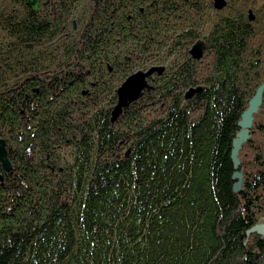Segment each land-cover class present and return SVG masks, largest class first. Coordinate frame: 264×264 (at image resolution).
Returning a JSON list of instances; mask_svg holds the SVG:
<instances>
[{
  "label": "trees",
  "instance_id": "1",
  "mask_svg": "<svg viewBox=\"0 0 264 264\" xmlns=\"http://www.w3.org/2000/svg\"><path fill=\"white\" fill-rule=\"evenodd\" d=\"M27 1L0 8V264H264L246 234L264 217V156L253 170L254 139L242 146L239 192L231 162L264 84L262 21L235 0L213 17V0H104L79 38L83 2ZM160 61L111 121L118 85ZM263 113L264 92L252 133Z\"/></svg>",
  "mask_w": 264,
  "mask_h": 264
},
{
  "label": "water",
  "instance_id": "2",
  "mask_svg": "<svg viewBox=\"0 0 264 264\" xmlns=\"http://www.w3.org/2000/svg\"><path fill=\"white\" fill-rule=\"evenodd\" d=\"M221 2L218 4V2ZM226 4L225 0H215L213 6L217 9L222 8ZM28 5L34 10H39V4L37 0H29ZM249 19L252 20L253 16L249 15ZM205 44L202 40L196 41L193 44V47L189 50V53L195 59H199L204 50ZM164 70L163 67L152 66L146 72L138 71L135 74H131L127 79L122 83L116 91L117 101L115 106L111 111V121H115L117 117L121 114L123 108L128 106L131 101L136 100L143 88L147 87V78L151 76L154 72L158 74L162 73ZM201 88H190L186 94V99L190 98L196 91H199ZM264 85H260L253 97L248 102V107L241 114V119L238 122L239 131L236 134V137L232 141L231 149V162L233 165L234 172L232 174V179L234 180L233 191L239 192L243 186V173L238 171L240 166V157L239 153L242 149V146L248 142L251 138V128L253 125L254 115L258 112L263 98ZM0 163L4 170H11V163L7 157L6 143L3 139H0ZM257 234L264 240V222L255 223L250 229L247 230L246 234Z\"/></svg>",
  "mask_w": 264,
  "mask_h": 264
},
{
  "label": "rangeland",
  "instance_id": "3",
  "mask_svg": "<svg viewBox=\"0 0 264 264\" xmlns=\"http://www.w3.org/2000/svg\"><path fill=\"white\" fill-rule=\"evenodd\" d=\"M215 1V0H214ZM37 2H38V4H39V7H40V5L42 4L41 3V0H37ZM225 2L227 3V0H225ZM2 3H5V0H0V4L2 5ZM219 3H221L220 1L218 2V4ZM235 5H236V7H237V9H238V11L240 12V13H242V15L243 14H247V16H248V19H249V15H252L253 16V19L252 20H250V21H254V20H256L257 21V19L259 20V21H262V22H260L261 24H259V27H261L262 29H264V26H263V21H264V0H235ZM8 4H5V6H7ZM227 4H225L222 8H220V9H217L215 6L214 7H212V12L210 13L209 12V14H211V16L213 17L215 14H217L218 12L219 13H221V12H226V9H225V6H226ZM9 6V5H8ZM4 8V6L2 5V6H0V8ZM256 7V8H258V9H254V8ZM49 8V7H48ZM58 9L60 10V8L58 7ZM61 13V12H60ZM9 14V13H8ZM227 14H228V12L225 14L226 16H227ZM95 19H96V17H95ZM91 20V18L90 19H88V16H84V17H81V19L80 20H78L77 18L76 19H74V20H72V22H71V27L73 28H77V32H78V36H79V38H81L82 37V32H83V30H84V28H89L88 26H89V21L91 20V22L90 23H92L93 25H94V23H96L97 22V19L96 20ZM71 21V20H70ZM255 21V22H256ZM1 26V25H0ZM83 27V28H82ZM261 33V32H260ZM263 43H264V40L262 41ZM263 43H262V46H264L263 45ZM191 47H193V45L191 46ZM258 47H260V48H258V50L260 49L261 51H263V54L261 55V57H260V60H262V59H264V49H262V47L261 46H258ZM191 49V48H190ZM189 49V50H190ZM204 50H205V47H204ZM204 50H203V52H204ZM203 52H202V55H203ZM190 54V53H189ZM201 55V56H202ZM192 57V56H191ZM193 59H195L194 57H192ZM200 59V58H199ZM206 61V60H205ZM202 62H204V60L202 61ZM160 63H163L162 65L163 66H161V67H165L164 65V62L163 61H160ZM158 67H160L159 65H157ZM149 69V68H148ZM148 69H146V70H148ZM146 70H142V72H146ZM139 71H141V70H139ZM136 72H138V71H135L133 74H135ZM132 74V75H133ZM128 77H126V79H127ZM125 80H123L122 82H121V84H119L118 85V87H117V89L119 88V87H121V85H122V83L124 82ZM264 81V80H263ZM261 85H264V84H261ZM189 91V89L188 90H186V92H185V99H186V94H187V92ZM200 91V90H199ZM199 91H196L194 94H196L197 92H199ZM256 92V91H255ZM193 94V95H194ZM117 95V94H116ZM192 95V96H193ZM191 96V97H192ZM190 97V98H191ZM258 113V112H257ZM262 117L264 118V113H263V115H262ZM252 130V129H251ZM250 134H251V138H250V140H253L254 139V143H253V148H250L249 149V147H248V157L246 158V160H245V163H248L249 164V168H255V164H254V162H252V159L256 156V154L258 153V154H262V156H264V133H259V134H256V133H252V131L250 132ZM255 149H257V150H255ZM256 152V153H255ZM245 165H247V164H245ZM254 170V169H253ZM260 222H264V217H262V219H261V221Z\"/></svg>",
  "mask_w": 264,
  "mask_h": 264
},
{
  "label": "flooded vegetation",
  "instance_id": "4",
  "mask_svg": "<svg viewBox=\"0 0 264 264\" xmlns=\"http://www.w3.org/2000/svg\"><path fill=\"white\" fill-rule=\"evenodd\" d=\"M28 1H27V3H28ZM103 1L104 0H80V2H79L80 5H81V2H83V5L80 8L77 7L79 9L78 12L81 13V17L88 16V19L91 18V16H93V15L94 16L96 15L98 18H102V7L104 6ZM41 3L42 4L40 5L39 10L37 12L41 11L42 7L45 6L46 0H41ZM213 3H214V0H213ZM213 3H212V7H214ZM86 30L87 29L84 28L82 33L84 34ZM109 70H110V67H109ZM151 76H153V75H151ZM151 76H149L148 78H150Z\"/></svg>",
  "mask_w": 264,
  "mask_h": 264
},
{
  "label": "bare ground",
  "instance_id": "5",
  "mask_svg": "<svg viewBox=\"0 0 264 264\" xmlns=\"http://www.w3.org/2000/svg\"><path fill=\"white\" fill-rule=\"evenodd\" d=\"M197 41H199V40H197ZM262 101H263V98H262Z\"/></svg>",
  "mask_w": 264,
  "mask_h": 264
}]
</instances>
